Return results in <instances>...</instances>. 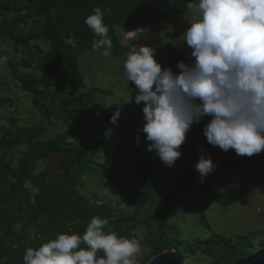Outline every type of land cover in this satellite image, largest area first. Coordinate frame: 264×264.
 Instances as JSON below:
<instances>
[{"label":"trees","instance_id":"16d2710c","mask_svg":"<svg viewBox=\"0 0 264 264\" xmlns=\"http://www.w3.org/2000/svg\"><path fill=\"white\" fill-rule=\"evenodd\" d=\"M189 2L195 4L197 0H0V37L30 50L27 57L8 59V65L12 76L31 95L34 107L62 118L68 126L86 118L98 120L46 139L44 122L16 128L0 125V264H24L23 255L28 247H38L61 232L82 235L93 216L107 219L106 228L118 236L135 237L138 230L145 229L138 233L141 247L148 252L140 264H146L163 250L179 252L183 261L189 256L206 254L210 264H232L254 254L257 246L264 247L263 229L235 237L212 232L207 238L188 239L171 233L167 224L174 215L171 205L177 198L194 188L205 194L228 169L240 168L242 181L257 186L264 195V180L258 183L249 174V168L257 169V159L264 158V151L249 157L220 148L221 157L211 156L214 171L201 182L195 165L213 145L201 134L198 147L191 131H187L180 149L187 150L192 162L185 164L178 179L164 192L160 193V188L170 171L143 157L137 158L136 168L144 192L134 209L117 211L109 202L101 201L99 194L86 195L82 191L87 176L114 180L118 168L99 162L95 155L120 149L110 141L93 149L88 145L92 134L111 119V115H101L91 106L93 97L98 92L113 91L87 87L80 68L79 52L94 50L93 41L98 39L86 25V17L94 9H101L112 41L111 53L122 58L131 48L143 44L147 35L141 32L124 43L123 31L160 24L171 15L188 11ZM70 37L74 46L65 43ZM38 41L46 42L49 48L46 50ZM48 99L49 107L45 102ZM202 124L203 119L194 122L195 130L199 131ZM71 132L79 140L71 138ZM14 149L21 153H13ZM53 157H59L55 169L39 168L38 162ZM205 203L206 199L202 202L200 222L210 228Z\"/></svg>","mask_w":264,"mask_h":264},{"label":"clouds","instance_id":"9594fccd","mask_svg":"<svg viewBox=\"0 0 264 264\" xmlns=\"http://www.w3.org/2000/svg\"><path fill=\"white\" fill-rule=\"evenodd\" d=\"M186 7L192 15L182 41L194 62H178V73L162 69L154 49L143 44L131 48L124 61L127 80L138 89L135 103L144 102L148 150L172 166L191 125L209 116L203 127L209 144L237 155L259 154L264 151V0H197ZM85 23L98 37L93 49L108 57L112 41L101 9H94ZM65 43L74 46L75 41L70 37ZM195 167L202 182L216 166L210 155L201 154ZM107 225V219L93 216L82 235L61 232L28 247L23 262L136 264L140 240L118 236Z\"/></svg>","mask_w":264,"mask_h":264},{"label":"rangeland","instance_id":"374dc122","mask_svg":"<svg viewBox=\"0 0 264 264\" xmlns=\"http://www.w3.org/2000/svg\"><path fill=\"white\" fill-rule=\"evenodd\" d=\"M191 15L192 10L171 15L160 24L123 31L121 37L126 43L141 32H145L147 35L143 45L154 49L155 58L162 69L167 67L174 73H178L180 71L177 67L178 62H194L191 49L186 42L182 41ZM131 31L134 32L130 34ZM7 39L0 37V125L16 128L44 122L46 126L44 138L46 139L67 129L82 128L98 121L86 118L79 124L73 123L68 126L62 118L38 111L33 105L31 95L24 91L21 83L12 76L8 65V59L17 61L27 57L30 50L22 45L16 46ZM37 43L44 46L46 50L49 48L44 41ZM126 56L121 58L111 53L105 57L101 52L91 49L79 52L80 68L87 87L100 86L113 91L111 94L96 93L91 106L101 115L109 114L112 117L117 111L120 113L115 123H112L110 119L94 132L88 143L91 149L105 141L114 142L120 148L102 151L95 155L99 162H109L118 168L113 176L114 180L101 176H87L84 178L82 191L86 195L99 194L101 201L109 202L117 211L134 209L143 195L144 185L137 172V158H146L170 171L168 180L160 188V193L178 179L186 163L192 162L190 154L184 147H181V156L172 166L166 165L155 150H148L151 142L146 139V134L142 131L145 123L144 102L135 103L138 89L132 81L127 80L124 69ZM45 102L49 107L51 99ZM202 119L203 124L199 131L195 130L193 124L189 130L198 147H200L199 136L203 134V127L209 121L207 116ZM70 137L79 140L73 132L70 133ZM19 149H14L13 153L16 152L19 155L21 153ZM209 155L221 157L220 147L213 146L208 149L205 157ZM58 160L59 157L42 160L38 162V166L40 169H55ZM249 174L258 183L264 180V158L257 159V169L249 168ZM241 175L242 170L238 167L228 169L217 177L205 194L194 188L186 195L177 198L171 205L174 215L167 221L171 233L191 239L207 238L212 232L235 237L257 228L264 230V195L259 193L257 186L244 183ZM204 199H206L205 213L210 228H206L200 222ZM154 203L152 202L151 205L153 206ZM144 231L145 229L142 228L138 230V233ZM138 233H135V237L140 240ZM258 241L259 239L255 242L258 243ZM256 248L255 252L262 247ZM147 253L146 249L141 247V252L136 257V264H140ZM210 263L211 259L206 254L189 256L184 261V264Z\"/></svg>","mask_w":264,"mask_h":264},{"label":"water","instance_id":"95a60500","mask_svg":"<svg viewBox=\"0 0 264 264\" xmlns=\"http://www.w3.org/2000/svg\"><path fill=\"white\" fill-rule=\"evenodd\" d=\"M146 264H184L182 256L175 250H163L151 258ZM232 264H264V247L251 256L233 262Z\"/></svg>","mask_w":264,"mask_h":264}]
</instances>
